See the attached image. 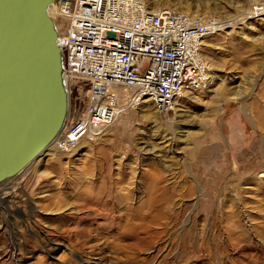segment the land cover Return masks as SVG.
Here are the masks:
<instances>
[{"label":"rangeland","instance_id":"obj_1","mask_svg":"<svg viewBox=\"0 0 264 264\" xmlns=\"http://www.w3.org/2000/svg\"><path fill=\"white\" fill-rule=\"evenodd\" d=\"M143 1L222 25L205 79L169 111L112 86V125L1 183L0 264H264V0Z\"/></svg>","mask_w":264,"mask_h":264},{"label":"built area","instance_id":"obj_2","mask_svg":"<svg viewBox=\"0 0 264 264\" xmlns=\"http://www.w3.org/2000/svg\"><path fill=\"white\" fill-rule=\"evenodd\" d=\"M58 5L67 84L79 86L85 102V111L71 118L58 138L60 150H73L115 122L112 86L130 88L136 99L150 98L158 110L169 111L180 94L203 82L207 63L201 43L215 21L172 8L149 10L143 0H61Z\"/></svg>","mask_w":264,"mask_h":264},{"label":"water","instance_id":"obj_3","mask_svg":"<svg viewBox=\"0 0 264 264\" xmlns=\"http://www.w3.org/2000/svg\"><path fill=\"white\" fill-rule=\"evenodd\" d=\"M61 0H0V184L37 160L65 127L70 89L59 29Z\"/></svg>","mask_w":264,"mask_h":264},{"label":"bare ground","instance_id":"obj_4","mask_svg":"<svg viewBox=\"0 0 264 264\" xmlns=\"http://www.w3.org/2000/svg\"><path fill=\"white\" fill-rule=\"evenodd\" d=\"M172 9H174V8H172ZM55 12H58V15H60V11H59V5L58 4H55V5H53L51 8H50V13L54 16V18L56 17L55 16ZM57 23V22H56ZM58 25V24H57ZM222 28V25H220V24H217V25H215L214 26V30H219V29H221ZM58 29H59V33H60V31H61V29H60V26L58 25ZM213 30V31H214ZM205 76H206V74H205ZM205 76H204V79H205ZM190 90H192V89H190ZM190 90H186V91H190ZM186 91H184V92H186ZM184 92L182 93V94H184ZM182 94H180L179 96H181ZM178 96V97H179ZM177 97V98H178ZM176 98V99H177ZM150 99V98H149ZM175 99V100H176ZM175 102V101H174ZM174 105V104H173ZM173 107V106H172ZM69 114H70V111L68 112V116H67V120H66V124L68 123V121H70V119H71V115H70V119L68 120V118H69ZM66 124H65V126H66ZM65 128V127H64ZM64 128L62 129V131L64 130ZM62 131L55 137V139L57 138H59V135H61V133H62ZM55 139L47 146V148L42 152V153H40V155L38 156V157H40L51 145H52V143L55 141ZM32 164V163H31ZM29 166V165H28ZM27 166V167H28ZM26 167V168H27ZM25 168V169H26ZM24 169V170H25ZM24 170H22L21 172H23ZM20 172V173H21ZM17 176V175H16ZM11 179H13V178H11ZM11 179H9V180H11ZM9 180H6V181H4L2 184H4V183H6V182H8Z\"/></svg>","mask_w":264,"mask_h":264}]
</instances>
